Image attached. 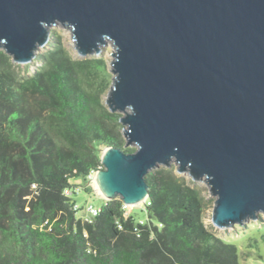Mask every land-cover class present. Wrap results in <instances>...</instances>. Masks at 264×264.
Returning <instances> with one entry per match:
<instances>
[{
	"label": "water",
	"instance_id": "obj_1",
	"mask_svg": "<svg viewBox=\"0 0 264 264\" xmlns=\"http://www.w3.org/2000/svg\"><path fill=\"white\" fill-rule=\"evenodd\" d=\"M58 25L82 57L114 48L105 104L136 150L103 151L105 198L146 204L174 163L208 185L217 228L264 215V0H0V51L30 63Z\"/></svg>",
	"mask_w": 264,
	"mask_h": 264
},
{
	"label": "trees",
	"instance_id": "obj_2",
	"mask_svg": "<svg viewBox=\"0 0 264 264\" xmlns=\"http://www.w3.org/2000/svg\"><path fill=\"white\" fill-rule=\"evenodd\" d=\"M40 62L21 76L0 51V264H240L238 247L206 228L202 193L173 168L146 177L148 223L120 198L77 218L70 181L101 170L106 148L135 150L105 105L103 60H76L56 39Z\"/></svg>",
	"mask_w": 264,
	"mask_h": 264
},
{
	"label": "rangeland",
	"instance_id": "obj_3",
	"mask_svg": "<svg viewBox=\"0 0 264 264\" xmlns=\"http://www.w3.org/2000/svg\"><path fill=\"white\" fill-rule=\"evenodd\" d=\"M56 39L62 41L63 47L66 49L69 55L76 60H103L106 64L108 72L113 79L114 75L111 72V62L113 61V57L111 54L114 51V48L112 45L108 44L107 46L101 47L100 53L97 55L82 57L75 49L74 41L72 40V32L70 29L62 25L53 26L50 29V38L47 45L36 52V56L32 62L27 64L14 63L18 67V72L21 76H30L41 67L42 64L40 62V57L47 52L49 46H51L52 42H54ZM107 95L108 93L104 97V102L106 101ZM115 114H118L122 117V114ZM127 147L136 150L135 146ZM171 168L175 169V173L178 176L185 178L192 187L198 189L202 193L204 199L208 202V208L205 214V226L208 231L218 238L228 243H233L238 247L240 264H264V215L260 214L257 220H250L245 222L243 225L237 224L233 228H217L212 222V213L216 198L211 194L206 182H196L193 181L187 174H179L176 171L177 166L174 163L171 165ZM95 178L96 177L94 174L92 177L86 180L84 178H74L70 181V184L73 187L70 198L78 206V219H91L92 217L87 211L88 208L92 206L93 208L100 209L106 201H109L98 191ZM85 188H89L90 193L86 192ZM127 209L129 214H131L137 222L148 223L150 221L147 211V204H138L133 207H128ZM151 222L156 226L159 225L155 219H152Z\"/></svg>",
	"mask_w": 264,
	"mask_h": 264
},
{
	"label": "built area",
	"instance_id": "obj_4",
	"mask_svg": "<svg viewBox=\"0 0 264 264\" xmlns=\"http://www.w3.org/2000/svg\"><path fill=\"white\" fill-rule=\"evenodd\" d=\"M65 195L67 197H71V192L70 191H66ZM74 210H79L77 205L74 206ZM87 211H88V213L90 214V216L92 218L91 219H86L84 221H91L93 218L97 217L99 215V213H100V209L93 208L92 206L89 207Z\"/></svg>",
	"mask_w": 264,
	"mask_h": 264
},
{
	"label": "bare ground",
	"instance_id": "obj_5",
	"mask_svg": "<svg viewBox=\"0 0 264 264\" xmlns=\"http://www.w3.org/2000/svg\"><path fill=\"white\" fill-rule=\"evenodd\" d=\"M95 181H96L98 191L101 193V195L106 196L105 193L102 191V188H101L100 183H99V179H95Z\"/></svg>",
	"mask_w": 264,
	"mask_h": 264
}]
</instances>
